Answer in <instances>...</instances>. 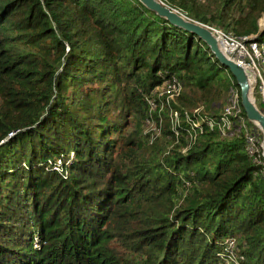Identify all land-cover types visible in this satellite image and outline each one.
<instances>
[{
	"label": "trees",
	"instance_id": "trees-1",
	"mask_svg": "<svg viewBox=\"0 0 264 264\" xmlns=\"http://www.w3.org/2000/svg\"><path fill=\"white\" fill-rule=\"evenodd\" d=\"M165 4L254 37L264 81V0ZM174 81L235 89L253 130L207 43L138 0H0V264H264L263 148L166 105Z\"/></svg>",
	"mask_w": 264,
	"mask_h": 264
},
{
	"label": "rangeland",
	"instance_id": "rangeland-1",
	"mask_svg": "<svg viewBox=\"0 0 264 264\" xmlns=\"http://www.w3.org/2000/svg\"><path fill=\"white\" fill-rule=\"evenodd\" d=\"M159 1L165 4V0H159ZM259 24H260V27L264 29V16L259 20ZM172 85H173L172 83H166L157 89L159 91L160 97L164 99V101H166L165 102L166 105H169V103L170 104L175 103L176 105H180L179 99L180 97L184 96L185 99L187 100H185V104L183 106L181 104V107L183 111L185 112V114L187 115L188 119H190V121L192 120L191 119L192 116L196 117L199 120L197 122V125L199 126L205 120H209L211 118H219V117L222 120L223 116L224 117L227 116L228 120L232 124H231L230 129L227 128L221 132L222 136L223 137H233L236 134H238V129L240 125L239 120L241 118L244 119V117L241 116L242 111H241V106L239 103V95L235 89H230V90L217 89L216 91H211V93H206L203 91H199L195 88H191V89L182 88V90L179 92L178 90L174 89ZM257 86L253 89L252 96H253V99L257 107L263 110V104H264V99L262 95L263 93H261L262 91H260V94H258ZM234 103H235V107H234ZM152 106L154 107L153 103H152ZM229 107H232V112L226 115V109ZM165 121H169L170 123H172V122L180 121V118H179V115H178V118H175L174 113H172L168 119H163V125H165ZM210 122H213V121H209L208 124ZM220 122L218 123V127L221 130ZM253 125L254 127L252 126L251 128L253 129L252 131H254V134L259 142V144L257 145V148H259L260 150V148H262V145H263L261 141L263 134L261 130L255 124ZM129 127H132V124H130ZM169 128L174 129V126H171ZM169 128H167V130ZM146 129L148 131H152L156 139H159L162 142V144L164 146H167L169 149L173 148V146L176 145V147L178 146V148H181L182 151H186V148L184 147L183 143L180 141L182 137V133L175 132L174 134H171V135H165L164 131L163 130L161 131V128L157 126L156 123L152 120L146 123ZM173 136L177 138L180 137V138L176 140V138H173ZM183 137H185V139L187 140L193 139V136H191L190 134H183ZM59 164H61L60 160H58V165ZM227 240H226V243H227ZM117 249H120V248L117 247ZM235 250L231 254V256L236 257V253L238 254V251L235 252Z\"/></svg>",
	"mask_w": 264,
	"mask_h": 264
},
{
	"label": "water",
	"instance_id": "water-1",
	"mask_svg": "<svg viewBox=\"0 0 264 264\" xmlns=\"http://www.w3.org/2000/svg\"><path fill=\"white\" fill-rule=\"evenodd\" d=\"M138 1L147 9L166 19L175 26L187 30L201 38L207 43L216 58L231 72L240 88L241 104L245 110L248 121L255 124L263 134L262 148L264 156V111L257 107L252 96V91L258 84L255 70L238 63L228 56L222 48L220 38L215 34L214 29L211 27L185 17L180 12L165 5L159 0ZM247 42H256V40L254 37H251ZM251 79H253V82H251Z\"/></svg>",
	"mask_w": 264,
	"mask_h": 264
},
{
	"label": "built area",
	"instance_id": "built-area-1",
	"mask_svg": "<svg viewBox=\"0 0 264 264\" xmlns=\"http://www.w3.org/2000/svg\"><path fill=\"white\" fill-rule=\"evenodd\" d=\"M205 1V0H200ZM215 34L220 38L221 45L224 50V52L233 58L238 63L253 68L256 72L257 80L258 78L261 79L262 83L259 87V90L263 93V99H264V81L260 72V69L258 67L257 61L262 59L261 50L256 42H247L251 37H235L233 35H227L224 34L222 31L214 29ZM173 88L181 91V86L179 83H176L175 81L172 83ZM263 102V101H262ZM235 107V103H234ZM232 112V107H229L226 109V115L230 114ZM175 118H178L177 112L174 113ZM238 117V116H237ZM240 125L238 129V133H240L242 130L246 131V137H247V148L251 155H255V153H259V148H257L258 140L254 134V131L250 130L246 124V121L244 119H240ZM177 122V121H176ZM221 132L225 129L231 128V122L228 120L227 116H223L222 120L220 122ZM211 128L215 126L214 122H210L208 124ZM227 244L230 248V251L234 249V241H231L230 239L227 240Z\"/></svg>",
	"mask_w": 264,
	"mask_h": 264
},
{
	"label": "bare ground",
	"instance_id": "bare-ground-1",
	"mask_svg": "<svg viewBox=\"0 0 264 264\" xmlns=\"http://www.w3.org/2000/svg\"><path fill=\"white\" fill-rule=\"evenodd\" d=\"M251 82H253V79H251Z\"/></svg>",
	"mask_w": 264,
	"mask_h": 264
}]
</instances>
